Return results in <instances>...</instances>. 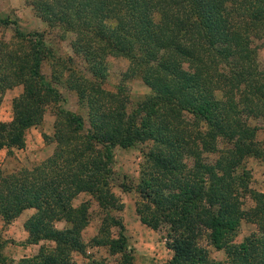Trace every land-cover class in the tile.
<instances>
[{
    "label": "trees",
    "instance_id": "trees-1",
    "mask_svg": "<svg viewBox=\"0 0 264 264\" xmlns=\"http://www.w3.org/2000/svg\"><path fill=\"white\" fill-rule=\"evenodd\" d=\"M33 14L69 46L82 70L62 77L85 109L82 117L57 105L60 80L45 58L43 33L23 32L0 17L12 34L0 39V95L20 86L9 120H0V149H21L24 133L53 108L50 153L30 166L0 168V219L9 223L22 210L26 243L36 253L14 264H106L85 253L100 246L132 264L120 220L109 211L122 203L109 189L112 148L145 143L132 189L140 223L163 229L171 256L167 264H264V189L249 186V157L264 152L251 116L264 115V67L257 61L264 41V0H25ZM127 61L148 92L129 105L121 85L103 87L107 57ZM129 186L123 189H129ZM80 192L93 196L106 213L87 241L86 206H73ZM248 197L252 205L241 204ZM242 220L256 229L235 242ZM62 222L61 227L55 225ZM117 227L116 237L110 235ZM46 242V243H45ZM49 242V243H48ZM208 247L221 251L210 255ZM0 264H12L0 254Z\"/></svg>",
    "mask_w": 264,
    "mask_h": 264
},
{
    "label": "rangeland",
    "instance_id": "rangeland-1",
    "mask_svg": "<svg viewBox=\"0 0 264 264\" xmlns=\"http://www.w3.org/2000/svg\"><path fill=\"white\" fill-rule=\"evenodd\" d=\"M0 17L13 19L15 25L23 32L38 31L43 33L46 56L41 63V72L48 77L53 73L51 72L52 67L54 73L56 72L61 77L59 81L56 80L55 83H51L60 93V100L57 105L79 114L85 125V109L79 105L73 91L68 89L61 80L67 73H77L78 70L84 68L82 60L73 54L70 49V33H65L63 37H59V32L56 29H49L45 23L33 14L25 0H0ZM11 34V27H0V39H7ZM257 61L261 67H264V41L258 44ZM126 67V59L119 56H108L107 76L102 85L109 90H114L117 85H121L129 99V105H131L135 100L147 93L148 88L136 75L125 76ZM20 90V86H14L0 95V120L10 119V100ZM53 118V108H46L40 124L26 129L24 145L21 149H13L8 153L4 149L0 150V168L2 171L8 172L20 166H30L50 153L53 144L45 140L43 135L50 136ZM248 123L256 126L255 139L264 152V115L259 117L251 116L248 118ZM144 147L145 143H138L127 148L119 146L112 148V174L109 180V189L118 197L122 205L119 210L109 211L108 214L115 218L117 217L121 222L126 248L130 249V253L133 256L132 264H167L171 251L165 246L163 229H150L139 222L134 212V202L137 196L132 186L136 182L138 175L140 150ZM244 164L250 173L249 186L258 191L263 190L264 157H249ZM125 186L130 188L125 190L123 189ZM71 203L73 206L81 203L86 206L87 223L80 231V236L84 242H87L96 233L100 220L106 212L98 206L93 196L86 192L78 193ZM251 205L252 201L248 197L244 198L241 204L244 209L249 208ZM30 211L33 212V210ZM20 219L18 218L12 224L10 232L3 235L0 233V254L11 259L12 264L15 263L21 254H24L23 248L29 247L25 239L21 238L22 227ZM55 225L61 227L62 222H56ZM255 229L256 225L254 223L242 220L234 241H240L243 236ZM116 234L117 227H112L110 235L116 237ZM208 249L212 257L222 258L223 254L221 251L214 250L211 247H208ZM85 253L94 258L102 259L106 264H117L118 260H120L118 253H109L105 247H86ZM71 256L78 264L86 262L83 254L73 252Z\"/></svg>",
    "mask_w": 264,
    "mask_h": 264
},
{
    "label": "crops",
    "instance_id": "crops-1",
    "mask_svg": "<svg viewBox=\"0 0 264 264\" xmlns=\"http://www.w3.org/2000/svg\"><path fill=\"white\" fill-rule=\"evenodd\" d=\"M9 89H11V88H9ZM9 89H6V90H9ZM6 90H5V91H6ZM5 91H4V92H5ZM4 92H3V93H4ZM16 95H17V94H16ZM11 99H12V98H11ZM10 104H11V100H10ZM10 109H11V108H10ZM0 150H1V149H0ZM30 210H33V211H34L33 208H27V209H24V210L21 211V213H19V215H18L17 217H15L13 220H11L9 223H6V224H4V223L2 222V220L0 219V233L3 235L4 233L6 234L7 232H10V231H11V228H12V224H13L14 222H16V220H18V218H21V219H20V224H21V227H22V223H23V221H24V220H25L30 214L33 213V212L30 211ZM28 211H30V212H29V213H26V212H28ZM1 228H2V229H1ZM21 234H22V235H21V238L26 239V235H27V233H26V231L23 229V227H22ZM39 244H40V241H39L38 243H27V245H29V247H25V248H23L24 254H21V255L19 256V258L22 257V256H30V255L36 253Z\"/></svg>",
    "mask_w": 264,
    "mask_h": 264
}]
</instances>
